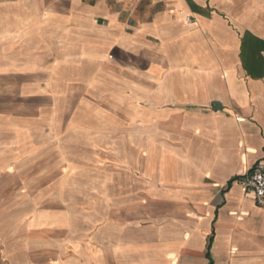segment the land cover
Instances as JSON below:
<instances>
[{"label":"crops","instance_id":"1","mask_svg":"<svg viewBox=\"0 0 264 264\" xmlns=\"http://www.w3.org/2000/svg\"><path fill=\"white\" fill-rule=\"evenodd\" d=\"M105 92L141 99V125L88 132L90 150L106 142L117 156L118 142L130 151L136 141L154 155L144 125L156 120L163 158L66 171L117 204L158 206L115 214L109 238L94 236L93 264H264V209L238 182L264 162V0H0V156L47 154L75 94L83 109L86 94ZM35 171L24 187L52 179L49 168ZM21 243L22 256L52 245Z\"/></svg>","mask_w":264,"mask_h":264},{"label":"rangeland","instance_id":"2","mask_svg":"<svg viewBox=\"0 0 264 264\" xmlns=\"http://www.w3.org/2000/svg\"><path fill=\"white\" fill-rule=\"evenodd\" d=\"M77 95L71 102L74 107L69 110V122L57 130L47 154L29 158L11 153L0 156V264H20L24 258L40 264H65L69 260H78V257L86 258L93 264L96 254L94 236L109 238L110 229L117 223L115 214L148 215L157 211V205L150 206L147 200L143 202L137 197L130 199L128 204H117L115 198L114 201L110 198V190L107 189L102 195L95 194L101 190L94 193L93 190L79 189L75 187L77 182L67 178L66 171L73 173L86 163L140 167L156 165L163 158L158 150L159 126L156 120L144 125L147 128L145 132L149 133V142L155 144L154 155L149 156L147 151H141L136 141L134 149L130 151L124 147L126 141L118 142L122 147L117 148V156L110 153L111 146L106 142H101L96 153L92 152L86 141L88 132L96 131L109 137L114 132L124 134V129L132 127L133 123L134 127L141 125L136 119L142 116L141 109L135 108L141 104V99H132L125 93L114 95L115 98L109 92L90 93L84 97L88 105L80 109L78 106L82 99L79 101ZM174 161L173 158H166L168 163L173 164ZM42 168L51 169L52 179H31L29 183L36 186L24 187L21 180L25 176L37 178L40 171L36 173L35 170ZM39 215L64 216L68 223L55 227L39 225L34 223L35 216ZM118 217L119 222L121 217ZM24 239L38 246L42 241L49 240L52 245L44 244L48 249L38 248L22 256L18 248ZM78 241L83 246L80 249L76 248ZM103 252V259L108 261L109 252Z\"/></svg>","mask_w":264,"mask_h":264},{"label":"built area","instance_id":"3","mask_svg":"<svg viewBox=\"0 0 264 264\" xmlns=\"http://www.w3.org/2000/svg\"><path fill=\"white\" fill-rule=\"evenodd\" d=\"M245 193L252 192L257 205L264 209V162H259L238 180Z\"/></svg>","mask_w":264,"mask_h":264}]
</instances>
